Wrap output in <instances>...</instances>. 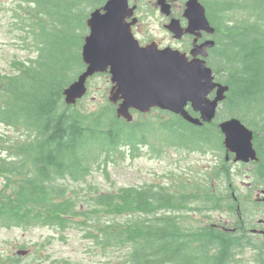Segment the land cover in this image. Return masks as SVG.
<instances>
[{
	"label": "trees",
	"instance_id": "16d2710c",
	"mask_svg": "<svg viewBox=\"0 0 264 264\" xmlns=\"http://www.w3.org/2000/svg\"><path fill=\"white\" fill-rule=\"evenodd\" d=\"M103 1L33 0L37 11L29 8L31 13L21 21L33 32L39 55L0 81V124L23 135L8 147L9 162L0 157L1 173L22 179L16 198L0 197V228L49 224L65 230L76 226L72 218L82 215L77 227L100 253L122 247L125 262L120 264H233L235 253L245 245L243 233L186 225L185 219L170 214L185 204V192L176 195L153 185L122 187L114 193H94L85 210L69 195L65 183L85 181L96 164L109 165L118 154L136 156L139 146L150 145V137L160 138V131L171 147L224 149L218 120L200 127L168 113L170 120L161 125L151 119L127 122L117 117L112 105L87 113L65 102L64 89L85 68L84 3L93 8ZM204 2L218 28L210 65L219 80L230 85L219 119H242L254 129L256 147L264 155V0ZM151 146L155 152L161 149ZM197 197L193 201H200L198 211L218 205L212 197ZM138 211L146 216L123 223L112 219ZM236 226L246 229L243 220ZM0 264L18 263L0 259Z\"/></svg>",
	"mask_w": 264,
	"mask_h": 264
},
{
	"label": "rangeland",
	"instance_id": "374dc122",
	"mask_svg": "<svg viewBox=\"0 0 264 264\" xmlns=\"http://www.w3.org/2000/svg\"><path fill=\"white\" fill-rule=\"evenodd\" d=\"M182 1L180 0L178 3ZM0 2L2 5V9H0V81H2L6 75L17 72L15 63L38 58L37 48L39 46L34 40L33 32L29 28L22 27L23 18L15 10L30 8L33 12L37 11V8L31 6L32 3L29 0H0ZM84 5L86 19L90 4L86 2ZM139 6L138 15L142 16V22L135 28V31L142 42L146 43L152 38L162 39L165 44L175 41L161 24L165 17L157 7L156 1L144 0L143 3H139ZM143 6H145V10ZM230 23L233 24L234 21L232 20ZM186 42L188 43V41ZM186 42L174 45L184 48L187 45ZM110 89V76L97 74L89 80L88 94L77 105V108L87 113L103 111L106 108L113 109L109 102ZM163 113L158 110L149 116L141 117L138 113L134 116L137 122L151 119L152 122L161 125L162 121L166 120L164 115L166 113ZM19 137H23V135L17 130L0 125V157L6 158L9 162L11 158L8 157L7 149L11 143H16ZM166 137L167 134L162 131H160L158 140L150 137V143L161 148L158 152L152 151L151 154L149 147L141 145L136 150L137 158H132L130 154H127L128 148H124L123 151L126 152L127 157L118 154L117 158L109 165L99 167L96 164L92 174L85 181L65 183V186L71 190L69 195H72L75 201L79 202L81 209L85 210L88 209L89 199L94 193L117 192L125 186L143 188L149 185L156 187L162 185L178 195L198 186L206 188L208 173L222 161L219 151L208 145L205 150H192L193 147H169L166 145V140H168ZM254 166L235 163V166L232 167L234 179H229V181L236 182L238 194L243 195L250 191L248 188V183L251 181L249 175H251ZM19 180L22 179L15 176L8 178L7 175L0 172V197L16 198L15 188L20 183ZM229 181L225 175H222L219 180L215 181L213 186L216 188L213 193L229 199L227 195L222 194L224 184ZM250 194L255 197V192L250 191ZM224 198H221L222 203L211 211H198L200 208L196 209L198 204L194 203L188 206L194 210L187 208L179 210L177 213L172 212V215H181L180 220L185 219L186 225L194 227L211 225L214 228H221V225L228 226L235 222L236 217L230 207L224 204ZM247 209L250 210L248 205ZM140 215L143 218L146 216L138 211L112 219L114 222L123 223L128 219H136ZM107 219L109 218L105 217V220ZM76 229H78L77 226L65 229L64 235L56 227H1L0 259L5 261L8 258L16 257L20 249H25L28 250V254L23 256L24 258H20L18 264H120V262H125L121 246H114L121 247L116 252L112 248L107 252L103 250L102 254L100 250L96 249L93 240L85 238L86 232ZM214 251L212 249V252ZM246 254L247 248H244L243 256L240 257L245 259Z\"/></svg>",
	"mask_w": 264,
	"mask_h": 264
},
{
	"label": "water",
	"instance_id": "95a60500",
	"mask_svg": "<svg viewBox=\"0 0 264 264\" xmlns=\"http://www.w3.org/2000/svg\"><path fill=\"white\" fill-rule=\"evenodd\" d=\"M196 3V4H195ZM104 11V12H103ZM128 0H108L101 8L92 12L87 23L90 33L85 37L83 59L86 70L65 89V101L74 104L87 92V79L96 72L111 73L112 88L110 100L117 103L118 115L132 120L130 108L142 112L159 106L181 114L188 121L201 124L186 110L191 103L195 110L201 111L204 121H211L216 115L218 101L224 98L228 86L213 81V70L206 65L203 50L213 46L206 42L192 51L193 59L177 50H159L154 44L141 47L132 32V16ZM190 32L204 29L214 32L209 26L205 10L197 0L190 1ZM182 32L178 35L181 36ZM219 87L215 100L207 96ZM225 134V145L236 153V160L248 162L256 158L253 147V132L240 120L233 118L221 125Z\"/></svg>",
	"mask_w": 264,
	"mask_h": 264
},
{
	"label": "flooded vegetation",
	"instance_id": "af4514ba",
	"mask_svg": "<svg viewBox=\"0 0 264 264\" xmlns=\"http://www.w3.org/2000/svg\"><path fill=\"white\" fill-rule=\"evenodd\" d=\"M154 1H156L157 5L158 0H151V2ZM179 1L180 0H167L170 4V13L169 15H163L167 22L172 19H178L180 20L182 26L185 27L187 26V20L183 15L186 0H183L181 3H178ZM137 5L139 9V4L137 3ZM160 11L162 13L161 9ZM193 38L191 39L189 37L185 41H190L189 44H192ZM151 40L146 43H149ZM158 43L162 48L171 46V43L165 44L162 39ZM189 48L190 46H187L186 50H189ZM249 176L251 181L248 183V188H250L251 192H255V197H253V202L248 203L250 210L245 213L247 227L250 228V235L245 238L247 244L246 264H264V172L256 173L255 176L253 174Z\"/></svg>",
	"mask_w": 264,
	"mask_h": 264
}]
</instances>
